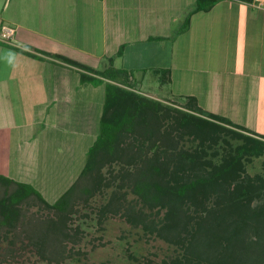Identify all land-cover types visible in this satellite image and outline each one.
Segmentation results:
<instances>
[{
    "label": "rangeland",
    "instance_id": "1",
    "mask_svg": "<svg viewBox=\"0 0 264 264\" xmlns=\"http://www.w3.org/2000/svg\"><path fill=\"white\" fill-rule=\"evenodd\" d=\"M186 25L181 32H186ZM192 32L196 45L190 41L194 35H188V31L177 34L175 58L170 62L177 69H196L195 78L188 75L179 84L178 88L187 94L167 86L151 91L134 81L126 86L159 106L152 103L151 110L142 115L146 121H139L133 132L123 135L116 156L98 160L91 175L79 181L71 204L65 209H49L35 196L18 204L19 221L12 226L0 225V264H264V212L263 219L256 222L242 216L262 209L264 154L241 159L232 177L220 186L212 185L197 194L188 192L180 200L169 198L189 180L224 165L244 142L238 134L256 137L249 132L255 130L245 124V130H240L214 121L223 128L216 131L206 126L204 130L182 126L180 120L185 115L210 121L207 115L213 114L197 107L186 91L197 94L205 88L198 81L223 80L221 73L203 74L211 62L197 58L204 54L198 42L202 32ZM220 35L218 41L222 39ZM191 46L195 48L192 50ZM102 84L99 88L90 85L92 116L79 118L82 125L93 122L90 135L66 134L62 130L50 133L47 148L39 149L38 166L24 167L30 168L24 179H34L30 181L33 188L40 195L50 196L45 198L47 203H53L78 181L87 149L100 130L99 104L105 97V83ZM167 129L172 140L167 135L161 140ZM54 135L59 137L58 144L54 143ZM154 161L163 170L159 180L166 198L164 206L149 204L134 190ZM245 182L253 187H245ZM241 191H246L247 196ZM244 220L248 227L241 229L238 222ZM234 227L237 230L231 237L229 231ZM203 248L210 249L211 254L204 253Z\"/></svg>",
    "mask_w": 264,
    "mask_h": 264
},
{
    "label": "crops",
    "instance_id": "2",
    "mask_svg": "<svg viewBox=\"0 0 264 264\" xmlns=\"http://www.w3.org/2000/svg\"><path fill=\"white\" fill-rule=\"evenodd\" d=\"M251 2L218 0L195 11L197 0H0V27L15 29L12 39H0V176L33 187L24 167L38 166L50 133L90 135L93 122L79 123L92 116L90 84L80 81L82 73L96 77L90 69L124 70L151 91L167 86L186 95L179 84L195 78L196 69L170 63L186 19L188 35L202 32L205 55L197 58L211 62L203 74L223 75L211 83L197 79L205 88L188 96L264 136V0L260 7ZM103 103L104 96L100 111Z\"/></svg>",
    "mask_w": 264,
    "mask_h": 264
},
{
    "label": "trees",
    "instance_id": "3",
    "mask_svg": "<svg viewBox=\"0 0 264 264\" xmlns=\"http://www.w3.org/2000/svg\"><path fill=\"white\" fill-rule=\"evenodd\" d=\"M216 1L218 0H197L195 11L208 10ZM243 1L251 2L253 0ZM187 23L188 20L186 19L185 25ZM88 71L96 75V77L82 73L80 79L81 83H89L90 85L99 86L104 82L105 97L102 116L100 119V130L93 144L87 151L85 165L79 175L78 181L74 183L58 200H56L52 204H49L32 186L23 183H17L13 180L0 176V225H5V223H10V226L15 225L19 221L16 213L17 205L22 201L30 198L31 196L37 197L44 204V206L49 209H56L61 211L65 209L71 204V201L76 192L75 189L79 185V181L91 175L93 170H95V166L97 165L98 160H100V158H113L114 156H116V150L123 135L133 132V127H135V125H137L136 123H139V121H146L142 120V115L145 112L147 113V111L151 110L152 103L159 106L158 103L151 102V100L145 99L138 94H134L132 91L125 88L129 84H133V81L135 84L137 82L131 76V74L124 70L109 67L104 71H96L91 69ZM103 79L107 80V82H105ZM115 83H119L120 85ZM129 88H131V86H129ZM189 99L197 105L195 98L190 97ZM197 109L198 112H202V110H200L199 108ZM207 116L211 119L210 121H203L195 117L194 115L189 114L187 116L185 115V117H183L180 122H183L182 126H184V129L189 130H204V126H206V128H208L209 130H222L223 128L216 125L214 121H218L221 124L231 126L240 130H245L240 126L231 123L226 118L213 114H208ZM168 133L170 132L167 129L165 131V134L161 135L160 139L162 140L164 136L166 137V135L170 139L171 137ZM238 135V137L242 138L244 142L236 149L234 154L229 157V160L224 165L218 167L212 172H208V174H205V176H197L195 179L189 180L185 185H181L178 190H174L173 197L171 198V196H169V198L172 200H180L184 196H186L188 192L197 194L202 193L207 189L209 190L212 185H214V187L220 186L221 183L228 180V177H232L231 173L235 172L236 168L240 166L241 159H244L246 157L249 158L251 156L258 157L264 154V136L257 135L256 137H252L244 136L242 134ZM145 173L146 174H144V178L141 179V182L134 185V190L137 193H140L142 198L148 201L149 204L164 206L163 204H166V198L165 194H163L162 192V188L160 185L161 183L159 180L161 176V174L159 173H163L161 165L154 161L153 165L147 166ZM245 184L246 185L244 186L248 188L252 186L247 182H245ZM12 187H14V189ZM11 189L12 191H10ZM242 194L244 196H247L246 191L244 193L243 191H241V195ZM239 197L241 196L238 195V199ZM229 203H233L232 198L231 201L229 200ZM261 207L262 211L250 210L249 212L243 213L242 216L246 217V221L248 220L247 218H249L250 221L252 220L254 222L260 221L261 219H263L261 214H263L262 212H264V203ZM246 221L244 220L241 223L238 222V227H240L241 229L248 227V223ZM236 230V227H234V229L229 231L231 237ZM203 249L204 253L211 254L210 249L209 251L207 250V248Z\"/></svg>",
    "mask_w": 264,
    "mask_h": 264
},
{
    "label": "built area",
    "instance_id": "4",
    "mask_svg": "<svg viewBox=\"0 0 264 264\" xmlns=\"http://www.w3.org/2000/svg\"><path fill=\"white\" fill-rule=\"evenodd\" d=\"M263 0H253L252 2V6L255 5V7H260L261 4H262ZM15 34V29L14 28H11V27H8V26H1L0 27V39L3 40V41H8L10 39L13 38Z\"/></svg>",
    "mask_w": 264,
    "mask_h": 264
}]
</instances>
